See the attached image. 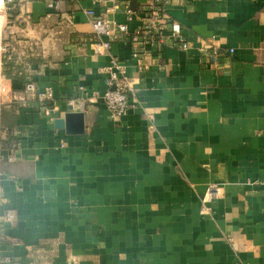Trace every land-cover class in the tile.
Instances as JSON below:
<instances>
[{"label":"crops","instance_id":"1","mask_svg":"<svg viewBox=\"0 0 264 264\" xmlns=\"http://www.w3.org/2000/svg\"><path fill=\"white\" fill-rule=\"evenodd\" d=\"M3 1L0 66L18 99L0 109L2 142L17 140L0 152V212L14 213L0 264H264V0H168L190 47L140 60L128 34L90 43L108 40L95 18L136 31L144 0ZM111 56L137 79L119 120L101 98ZM27 82L52 86L56 109ZM79 86L99 95L72 134L55 121Z\"/></svg>","mask_w":264,"mask_h":264},{"label":"built area","instance_id":"2","mask_svg":"<svg viewBox=\"0 0 264 264\" xmlns=\"http://www.w3.org/2000/svg\"><path fill=\"white\" fill-rule=\"evenodd\" d=\"M13 1V0H8ZM168 0H144L142 7L138 12L141 20V25L134 32H129L126 24L111 21L106 18H95L93 26L98 34L108 37V40L95 41L90 43V48L96 53L109 51L112 40L116 39L120 34L130 35V44L132 48V55L134 58L141 59L142 56H150V50L158 48L161 49L168 44L175 45L181 49H188L190 43L187 40L181 23L174 20L166 11ZM5 5L3 0H0V7ZM119 8L118 3H114L112 10ZM127 18L132 19L136 15L135 10L130 4L125 8ZM87 13L94 14V11L89 9ZM204 49V48H202ZM8 51V44L3 42L0 36V57ZM234 49L230 48L229 52ZM216 52L212 56H216ZM107 74L106 89L101 95L104 104L110 111L111 117L119 120L128 111L131 100L136 97V83L137 79L132 78L127 73L125 65L121 64L117 58L111 56L109 64L105 67ZM25 92L32 96L47 113L54 111L56 108H50L48 104L55 100V92L52 86L45 89H39L34 82H27L25 85ZM88 88L79 86L77 90V98H69L67 105L69 110L83 111L87 103H95L98 100V92H93L89 95ZM18 99V95L13 88V80L8 78L0 66V109L4 106H9L12 102ZM23 100H26L24 97ZM152 131H156L155 126H151ZM2 139L0 138V152L3 150ZM15 148H10L13 150ZM16 159L15 152H10L7 160L14 161ZM216 186H210L207 195L202 204V212L209 211L207 202H209L214 194H216ZM3 218V219H2ZM14 218L12 210H4L3 214L0 212V230L3 222L10 221Z\"/></svg>","mask_w":264,"mask_h":264},{"label":"water","instance_id":"3","mask_svg":"<svg viewBox=\"0 0 264 264\" xmlns=\"http://www.w3.org/2000/svg\"><path fill=\"white\" fill-rule=\"evenodd\" d=\"M56 126L65 128L68 133L79 134L85 131V117L82 111L70 110L64 118L56 119Z\"/></svg>","mask_w":264,"mask_h":264},{"label":"trees","instance_id":"4","mask_svg":"<svg viewBox=\"0 0 264 264\" xmlns=\"http://www.w3.org/2000/svg\"><path fill=\"white\" fill-rule=\"evenodd\" d=\"M3 147L8 146L11 148H14L15 146H17V140L14 136H10L9 138H7V140H3L2 142Z\"/></svg>","mask_w":264,"mask_h":264}]
</instances>
